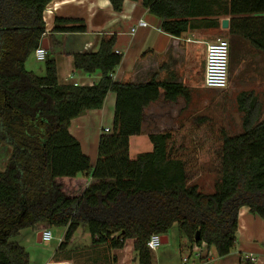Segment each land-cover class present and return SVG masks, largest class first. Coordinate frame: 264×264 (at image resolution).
Returning <instances> with one entry per match:
<instances>
[{
    "label": "trees",
    "instance_id": "1",
    "mask_svg": "<svg viewBox=\"0 0 264 264\" xmlns=\"http://www.w3.org/2000/svg\"><path fill=\"white\" fill-rule=\"evenodd\" d=\"M52 1L0 0V143L12 148L0 171V264H29L27 252L11 239L35 228L65 229L58 255L84 227L93 246L122 249L132 240L137 263L153 264L147 242L153 234L166 236L173 224L189 246L205 244L220 258L229 255L241 208L264 221V119L257 120L251 95L237 98L244 114L242 133L228 137L222 132L220 173L212 193L190 182L185 149L175 147L169 132L149 135L152 150L131 159L129 140L141 134L144 110L161 91L167 102L186 100L185 88L155 78L114 81L122 55L113 49V36L102 38L96 52L72 55L75 71L100 73L96 85H61L52 53L46 55L43 76L27 71V58L44 40L43 13ZM108 1L114 12L122 11L125 0ZM141 3L173 38L191 30H217L227 19V36L259 51L264 64V0ZM85 31L81 20L56 18L51 34ZM109 93L115 94L113 124L99 137L92 167L69 124L101 109Z\"/></svg>",
    "mask_w": 264,
    "mask_h": 264
},
{
    "label": "crops",
    "instance_id": "2",
    "mask_svg": "<svg viewBox=\"0 0 264 264\" xmlns=\"http://www.w3.org/2000/svg\"><path fill=\"white\" fill-rule=\"evenodd\" d=\"M56 18L81 20L86 31L84 33L51 34ZM43 20L46 29L44 45L47 50H45L48 54H53L52 59L55 60L58 82L61 85L76 84L79 87L96 85L101 79L100 73L86 75L83 72L75 71L72 66V55L96 52L102 38L113 36L116 39L113 49L122 55L121 63L112 75L114 81L146 82L155 78L158 81H177L185 88L186 100L178 97L176 101L167 102L163 99V91H161L159 99L144 110L141 134L130 138L129 155L131 149H134L136 158L138 154L136 150L139 149L141 143L143 144L142 139L149 141L151 134L169 132L172 138L191 137L193 131L199 130L198 125L204 122V110H208L209 107L207 96L210 92L203 83L205 49L209 42L199 36L200 30H191L179 38L168 36L160 30L161 20L150 14L142 6L141 0L137 2L125 0L122 11L119 13L113 11L108 0H54L46 6ZM139 20L144 21L147 26L136 27ZM135 27V32L130 34L131 29ZM240 41L232 49L231 57L235 59L241 49L243 57L245 56L243 63L248 62V70L243 65L240 70L230 73L228 88L235 91L242 90L238 91V96L243 92L249 93L251 95L249 102H254L256 118L258 121H262L264 119L262 55L248 43ZM41 47L43 46L41 45ZM31 66L29 56L25 62L26 70L37 76L44 75L43 69L38 68V72H36V69ZM239 74H244V77L249 81V85L246 86L247 90L243 88L244 82L239 81L242 83L238 84L235 79ZM114 105L115 94L109 93L101 109L86 111L71 120L69 124V133L79 142L82 152L90 159L92 167L97 160L100 135L103 134L104 129L111 130L112 128ZM238 111L244 116L239 107ZM132 145L134 146L131 147ZM150 146L148 152L152 150L151 143ZM11 153V146L0 143V171H4ZM92 182V180L89 181V183ZM258 218L251 214L246 207L239 210L237 223L243 222V227L240 229L245 234L247 233L249 238L240 239L245 235L241 233L239 238L238 230L235 246L224 258L218 257L215 249L211 252L209 247H207V255L203 252L200 258L192 256L191 246L183 239L179 244V258L176 256L174 247L169 251L164 248L152 252L153 263L155 264L157 258L159 261L164 258V264H184L182 259L188 257L187 264H191V260H194L192 264H247L248 261L251 264H264V245L254 240L255 233L258 231L264 234V221ZM79 228L83 229L84 227ZM79 228L75 234L78 233ZM64 233L65 229L63 228L60 244L63 241ZM161 237H166V244L169 243L167 235ZM73 240L74 236L69 244ZM242 241L255 242L252 243L253 247L249 245L245 248ZM92 248L91 258L84 262L72 260L73 256L68 253L60 255L56 253L53 259L56 262H75V264H138L132 240L126 241L122 249H108L104 246H92ZM105 250H107L108 256L104 254ZM252 253H256L259 258L254 259ZM250 257L251 260H249Z\"/></svg>",
    "mask_w": 264,
    "mask_h": 264
},
{
    "label": "rangeland",
    "instance_id": "3",
    "mask_svg": "<svg viewBox=\"0 0 264 264\" xmlns=\"http://www.w3.org/2000/svg\"><path fill=\"white\" fill-rule=\"evenodd\" d=\"M226 34L227 30H223L221 29V27L214 31L200 30L199 32V36L206 39L209 43L214 42L217 39H222L226 40L229 45L232 44L233 41L236 46V43L241 42L239 39L232 40ZM231 53L232 48L229 47V76L230 73L235 72L236 70H240L243 65L246 66V69L249 66L247 64L248 62L243 63L245 61V56L243 57V52L241 49L236 54L235 59L231 57ZM30 59L32 65L31 67L35 68L36 72H38V68L44 70V62H37L34 59L33 55L30 56ZM258 60L260 62L259 57ZM235 79H237L238 84L244 82L242 85H244L245 87L243 86V88L247 90L246 86L249 85V81L244 77V74H239ZM207 90L210 91L207 96L209 100V107L208 110H204V122L198 125L200 127L199 130L193 131L191 137H176L174 138V141L175 147L183 146L185 149V153L183 155L188 162V179L190 180V182L197 183L201 187L203 193L210 194L213 192L214 185L218 182L219 179V151L222 132H224L228 137H234L241 134L243 115L238 111L237 101V93L238 91L242 90L235 91L230 90L229 88L224 91L210 89ZM142 140L143 144L141 143L139 149L136 150V152H138L136 157L141 153L148 152L151 147L148 140ZM133 146L134 145H132L131 147ZM134 152L135 150L131 149V154L129 155L130 158L132 157L131 159L135 158ZM242 227L243 222L237 224V231L239 230V238L242 233V235L245 236L240 239L246 240L249 238V236L247 235V233L245 234V232L240 229ZM79 229L80 230L78 231V233L74 235V240L66 247L65 253L71 254L73 256L72 260L75 261L76 259V262H84L87 259L91 258L90 251H93V245L90 235L88 234L86 229ZM49 230H51L52 233V240L49 243L38 242L37 233L41 231L40 228L22 230L19 236L11 239V241L16 242L22 248H24V250L28 254L29 264H47L49 262L55 261L53 257L57 253L58 246L61 242L60 239L62 238L63 234V228H51ZM255 235L256 237L254 236V240L259 241L264 245V234H262L261 231H258L257 233H255ZM167 236L169 238V243L166 245H161L157 250H163L165 248L166 251H169V249L174 247L176 250V256L177 258H179V244L184 238L182 237L176 224H173V226L169 229ZM253 242L242 241V244L245 248H247L249 245L253 247ZM196 246L197 245H194L193 248H197ZM198 248L202 249L205 255H207L208 250L205 244L199 245ZM209 249L211 252L214 250L213 247H209ZM157 250L153 252H157ZM186 253L187 251L185 252V254ZM104 254L107 255V250H105ZM252 254L254 259L259 258L256 253ZM191 258L194 259V257ZM163 262L164 258L160 259V261L158 260V258L155 260V264H164ZM193 262L194 260H191L190 263L192 264ZM177 263L179 262L177 261ZM70 264H75V262H71Z\"/></svg>",
    "mask_w": 264,
    "mask_h": 264
},
{
    "label": "built area",
    "instance_id": "4",
    "mask_svg": "<svg viewBox=\"0 0 264 264\" xmlns=\"http://www.w3.org/2000/svg\"><path fill=\"white\" fill-rule=\"evenodd\" d=\"M147 24L139 20L136 27H146ZM135 28L131 29L130 34L135 32ZM229 43L226 40L217 39L214 42L206 44L205 49V66L203 83L206 89L224 91L229 85ZM117 54H120L116 51ZM34 59L37 62H45L47 51L43 47H39L34 51ZM74 86H78L74 84ZM103 133H110L109 129H104ZM41 242L49 243L52 240V233L49 229H41ZM161 246V236L153 234L150 236L147 247L150 251H156ZM194 246V245H193ZM191 247V254L200 258L203 250ZM251 260V257L249 258ZM184 264L188 263V257L182 259ZM48 264H70L69 262H50Z\"/></svg>",
    "mask_w": 264,
    "mask_h": 264
},
{
    "label": "water",
    "instance_id": "5",
    "mask_svg": "<svg viewBox=\"0 0 264 264\" xmlns=\"http://www.w3.org/2000/svg\"><path fill=\"white\" fill-rule=\"evenodd\" d=\"M221 29L228 30V20L227 19H223L221 21ZM44 44H45V40L42 43V46L45 48ZM45 49L47 50V47ZM37 240L38 242H41V232L37 233ZM198 240H199V233L197 232L195 236V241H198ZM166 243H167V238L161 237V245H165Z\"/></svg>",
    "mask_w": 264,
    "mask_h": 264
}]
</instances>
